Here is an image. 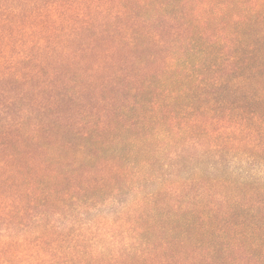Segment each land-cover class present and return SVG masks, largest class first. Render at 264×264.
<instances>
[{
  "label": "trees",
  "instance_id": "obj_1",
  "mask_svg": "<svg viewBox=\"0 0 264 264\" xmlns=\"http://www.w3.org/2000/svg\"><path fill=\"white\" fill-rule=\"evenodd\" d=\"M0 264H264V0H0Z\"/></svg>",
  "mask_w": 264,
  "mask_h": 264
}]
</instances>
